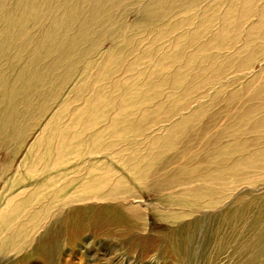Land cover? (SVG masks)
I'll list each match as a JSON object with an SVG mask.
<instances>
[{
    "label": "rangeland",
    "instance_id": "rangeland-1",
    "mask_svg": "<svg viewBox=\"0 0 264 264\" xmlns=\"http://www.w3.org/2000/svg\"><path fill=\"white\" fill-rule=\"evenodd\" d=\"M23 199L0 264H264V0H0Z\"/></svg>",
    "mask_w": 264,
    "mask_h": 264
},
{
    "label": "bare ground",
    "instance_id": "bare-ground-1",
    "mask_svg": "<svg viewBox=\"0 0 264 264\" xmlns=\"http://www.w3.org/2000/svg\"><path fill=\"white\" fill-rule=\"evenodd\" d=\"M9 45H11V43H9ZM10 77L11 76L7 75L3 81L5 86L4 87L5 98H6L5 104L8 110L5 116L8 132H9V128L10 127L12 128L11 112L13 110V104H14L13 98L10 97L13 91ZM23 194L24 191L21 190V192L17 194V197H21ZM136 202L140 203V200H136ZM28 203L29 202L26 199L20 200L17 206L13 207L10 211L7 212L5 211V213L0 217V253H5V255L9 256L8 254L10 252L12 253H15L16 251H19L20 253L24 252V248L27 244V241L29 240L27 238V232L29 227L28 224L29 216L26 210Z\"/></svg>",
    "mask_w": 264,
    "mask_h": 264
}]
</instances>
